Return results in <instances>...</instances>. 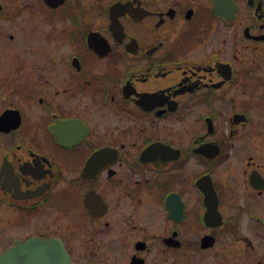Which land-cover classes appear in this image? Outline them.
I'll list each match as a JSON object with an SVG mask.
<instances>
[{"label":"flooded vegetation","instance_id":"af4514ba","mask_svg":"<svg viewBox=\"0 0 264 264\" xmlns=\"http://www.w3.org/2000/svg\"><path fill=\"white\" fill-rule=\"evenodd\" d=\"M0 264H264V0H0Z\"/></svg>","mask_w":264,"mask_h":264},{"label":"water","instance_id":"95a60500","mask_svg":"<svg viewBox=\"0 0 264 264\" xmlns=\"http://www.w3.org/2000/svg\"><path fill=\"white\" fill-rule=\"evenodd\" d=\"M8 256H9V254L7 253V254H6V257H8Z\"/></svg>","mask_w":264,"mask_h":264}]
</instances>
